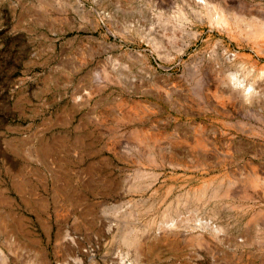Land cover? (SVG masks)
I'll return each instance as SVG.
<instances>
[{"label":"rangeland","instance_id":"1","mask_svg":"<svg viewBox=\"0 0 264 264\" xmlns=\"http://www.w3.org/2000/svg\"><path fill=\"white\" fill-rule=\"evenodd\" d=\"M231 1L264 17V0ZM176 7L185 8L181 0H0V224H13L11 236L0 226V264H264V185L251 183L255 174L264 179V110L208 107L204 77L180 97L156 89L164 76L182 75L191 55L209 52L216 39L250 54L256 68L264 56L238 48L191 14L175 25ZM189 31L200 37L172 61ZM222 133L245 142L228 149L230 173L223 164L204 173L149 161L160 145L183 156ZM137 170L154 176L131 191ZM229 174L240 184L222 199L228 207L183 209L176 219L192 216L194 229L150 246L163 225L159 213L179 194ZM130 210L137 217L126 221ZM150 220L154 225L141 233L144 251L135 256L119 236L125 225Z\"/></svg>","mask_w":264,"mask_h":264},{"label":"bare ground","instance_id":"2","mask_svg":"<svg viewBox=\"0 0 264 264\" xmlns=\"http://www.w3.org/2000/svg\"><path fill=\"white\" fill-rule=\"evenodd\" d=\"M181 2L185 8L176 7L175 17L179 24L176 23L175 25H181L183 21H187L191 14L196 21L200 23L206 22L211 28H215L220 31L221 34L229 36L238 48L246 45L251 49L253 48L258 55L264 56V17L262 15L239 11L236 8L237 5L232 3L231 0H181ZM164 20L160 16L158 17V22L167 23L166 20L168 19ZM183 32L184 31H182V33ZM191 32H188L190 34L188 41L176 50V54L172 61H175L176 58L185 53L188 47L200 37L199 32ZM148 40H152V46L155 50L159 49L160 42L153 40L152 38H148L147 41ZM211 48L212 49L209 52L196 51L186 63L187 65L185 66L186 68H184L182 75L173 77L169 74L164 76V81H161L162 84L158 85L156 89L161 90L166 95L180 97L190 92L191 85H195L194 88H196V85H199L198 78L204 77L206 79L205 81H207V83H205L206 87H204L208 93V104H205L208 105V107L227 113H230L231 111H251V109L264 110V64L256 68L255 65L257 62L250 54L239 51L233 52L230 49V45L225 44L221 39L214 40ZM168 57L169 55H166V58ZM152 72L158 75L155 70H152ZM194 79H197V82L192 83ZM202 83L200 85H202ZM185 104L189 103H180L182 106H185ZM193 126L196 131H202L201 124H194ZM233 127L236 128V130H244L243 125L241 124H234L232 125V128ZM190 130L191 128H188V131ZM231 130V128H228L227 132H231ZM222 135L223 133L219 136ZM223 138L219 137L217 140V138L213 137V140L208 141L206 144H203L201 141V145H197L195 148V153H191L193 152L191 148L190 153H186L183 156H179V152H171V146L163 144L157 149V159L154 155H150L149 161L154 164L157 162L160 165L167 164L172 170H183L184 172L201 171L204 173L211 172L216 166L223 164L226 165L224 173H230L229 158L232 157V154L228 149L235 151L239 148L241 143L245 142H235L234 137L224 136ZM230 144L234 147V150L229 147ZM225 146L227 148H225ZM47 149L48 146L44 143L39 148L38 153L43 155L47 152ZM167 152H170L171 160L165 162V154ZM231 175L232 174H229L226 178L224 177L219 181L213 177H208L196 183L195 188L191 192L188 191L179 194L176 200L173 201V204L164 208L159 213L163 225L158 227L156 232H153L150 246L157 245L158 242H161L164 237L169 234H174L175 236L179 233L178 230H182L180 231L181 233H186L187 229H194L196 222L194 221V224H189V220L192 216L189 217L185 215L183 219H176L179 217L181 210L185 209V213L189 212L190 208L198 211L199 208H203L210 203L213 205L221 203L224 204L225 207H228V203L222 199L225 200L226 198H229L228 196L230 194H234L240 184V180L234 175ZM153 176L154 174L152 172L137 170L127 188L131 191L138 190ZM251 183H258L260 186H263L264 179L255 174L251 177ZM237 194L238 193H236V195ZM133 208L137 209V212L144 211V208L140 210L138 206ZM211 214L212 217L210 218L214 220L215 216L218 214V210L215 206L211 211ZM136 217L137 214L135 213V210H130L124 215L126 221ZM8 221L5 220L3 226L0 224V226L4 228V231L6 229L7 234L11 232L10 226L13 225L8 223ZM154 223L153 220H150L141 226L125 225L119 236L121 245L128 249L131 248V251H134L135 256H141L144 251V247L141 245V233L143 234L147 230L146 228L153 226ZM198 225L202 227H209L211 225L210 228L214 231L222 230L221 226L213 225L210 222H204V224L203 222H199ZM9 235L11 236V234ZM203 235V233L200 234V236ZM200 236L198 235V239L201 238ZM150 238L151 237H149V239Z\"/></svg>","mask_w":264,"mask_h":264}]
</instances>
